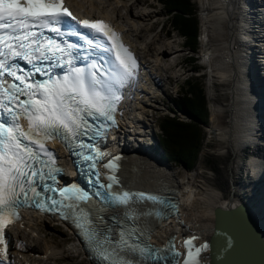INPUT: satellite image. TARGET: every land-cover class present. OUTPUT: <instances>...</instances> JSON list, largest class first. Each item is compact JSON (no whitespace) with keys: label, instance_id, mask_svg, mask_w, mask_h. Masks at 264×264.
Returning <instances> with one entry per match:
<instances>
[{"label":"snow or ice","instance_id":"snow-or-ice-1","mask_svg":"<svg viewBox=\"0 0 264 264\" xmlns=\"http://www.w3.org/2000/svg\"><path fill=\"white\" fill-rule=\"evenodd\" d=\"M137 67L116 31L101 20L77 19L63 0H0V264L9 262L5 230L19 219L21 206L72 218L95 245L101 264H144L138 251L157 264H199V253L207 246H194L195 237L183 241L186 254L176 251L171 240L160 249L129 243L135 229L128 239L121 230L120 239L112 241L105 235L110 230L94 232L95 220L85 208L94 196L126 209L145 199L158 200L120 187L114 172L119 157L103 165L111 173L107 184L97 171L108 155L98 140L115 126L120 89L135 78ZM50 140L88 163L94 193L74 182L57 183L62 169L46 147ZM112 244L117 247L108 251Z\"/></svg>","mask_w":264,"mask_h":264},{"label":"bare ground","instance_id":"bare-ground-1","mask_svg":"<svg viewBox=\"0 0 264 264\" xmlns=\"http://www.w3.org/2000/svg\"><path fill=\"white\" fill-rule=\"evenodd\" d=\"M117 1L120 2V0ZM201 1L203 5L200 9L206 13V16L200 32L203 47L202 50L198 48L196 54L201 61L204 60L201 64L207 70L209 68L212 88L215 85L227 86L229 92L226 104H218L213 101L211 105L214 115L211 132L216 137L218 145H223L224 152L231 150L234 155H239L244 148H249L258 153L257 150L263 151L264 149V102L261 99L264 89L261 86L258 87L260 84L254 73L259 68L263 67L264 69V0L262 2L257 0ZM66 3L81 17L108 19L101 3L98 4L93 0H66ZM81 10H83L84 15L80 13ZM93 13L97 16L92 15ZM150 15L142 12L141 14H131V19L129 18L127 22L124 20L116 21L115 19L113 21L123 34L128 33L132 36V33L138 30L144 31L145 29L141 27L146 26L142 25L139 28L131 20L146 21ZM163 36L165 34H156L150 42L155 51L154 63L151 62L152 59L144 57L146 68L152 78L143 84L142 101L147 98H154L149 85H156L153 82H160L157 78L167 77V80H171L170 69L177 64H167L166 61H163L166 55L172 53L171 51L174 49L170 43L160 47L159 41ZM154 39L157 43L152 42ZM130 41L128 42L131 44L133 41ZM161 63L168 65L167 68L169 69H163ZM165 71L169 72L168 75ZM162 75L163 77H161ZM144 105L143 102L136 105L129 121L133 123L132 132H137L136 135L140 134L138 132L140 129L138 126L142 123L140 121L142 115L140 108H144ZM225 114L229 116L228 120H226ZM125 129L124 131L130 130L126 127ZM119 130L122 132V127ZM123 133L126 136L130 135L126 132ZM119 135L121 136L116 140V144L119 147H124L125 152L129 154L126 161L128 170L126 169L125 173L122 174L125 187L155 192L165 197H174L178 201L179 208L175 215L164 222L158 221L151 214H146L151 213L150 208L153 207L149 202L146 207L148 209L145 210L130 208L124 216V224L129 232L135 229V233L140 234L145 242L149 241L150 245L157 246L164 243L171 234L175 235V239H181L187 232H194L200 236V234L203 235L202 232L212 227V209L230 206L216 189L210 187V184L208 185L206 180L195 175L196 173L187 171L181 175L182 172L163 163L166 161L160 160L159 156L148 151V148L143 150V145L141 148L136 146L131 149L126 143L127 137L123 139L122 133ZM147 139L149 142L150 135L147 136ZM59 155L62 159L63 154L59 152ZM62 161L64 162V159ZM234 168L237 174L243 172L244 177H246L245 173L250 171L254 179H248V184H251L249 186L246 183L233 186L231 192L233 202L240 201L248 207L260 224L264 236V155L258 154L256 156L254 154L247 161H242V158H239ZM248 176L247 174V178ZM198 178L200 179L197 180ZM107 215L116 219L118 209L109 211ZM133 215H137L134 220L132 219ZM24 219L25 226L23 229L15 227L9 230L12 238L24 241L25 250L20 253L28 255L32 264L41 260L44 255L53 257L60 253L59 244L49 243L45 245L42 254H37L35 252V245L39 243L37 239H46L44 233L37 227L39 225L37 222L43 223V220L31 213H25ZM109 226L113 232V223ZM26 229L35 231L36 237L31 238L28 233H23ZM111 231L108 232L110 236H112ZM201 241L203 238L195 240L193 244L197 245ZM205 254L207 252L200 253L201 262L205 261ZM89 263L92 264L91 261Z\"/></svg>","mask_w":264,"mask_h":264},{"label":"rangeland","instance_id":"rangeland-1","mask_svg":"<svg viewBox=\"0 0 264 264\" xmlns=\"http://www.w3.org/2000/svg\"><path fill=\"white\" fill-rule=\"evenodd\" d=\"M93 1L98 2V4L101 3L102 6H104V12L109 16V18H111L112 20L115 19L116 21L124 20L127 22L129 18L131 19V14H141L142 12L151 14L146 21L132 19L131 21L134 22L135 26L140 28L142 25H145L146 27H141L145 30L142 32L138 30L137 32L132 33V36L127 33L126 38L133 41L139 53L143 54V56L147 59H152V63H154L153 57L155 56V51L151 47L150 42L156 34H165V36L162 37L161 41H159L160 47L170 43L174 49L173 51H171L172 53L166 55L163 61H166L167 64L177 63L170 69V85L176 84V89L178 90L179 87L183 85V80L189 79L192 82L198 84L201 91L203 92L205 100L206 124L199 125L202 139L200 149L197 154V160L193 164L194 169L192 170V172H194V174L196 173L195 175L200 176L202 180H206V183L208 185L210 184V187L216 189L221 194L222 198H224V200L226 201V198L232 192L233 186H237V184L241 183L248 184V179H254L252 178L253 176L250 174V171H247L245 173L246 177H244L243 172H241L240 174H237L235 172L234 166L236 165L237 160L239 158H242V161H247L251 156L253 157L254 154L256 156L258 154L264 155V149L263 151H260L261 149L257 150L258 153H256L255 150L244 148L242 152L240 151L239 155H234L231 150L229 152H224L225 150H223V145H218L219 143L217 142L216 137L212 134L211 128L213 126L212 122L214 115L212 113L211 105L213 104V101L218 104H226V100H228L227 97L229 96L227 86L215 85L214 88H212L209 68L207 70V68L201 64L204 60L201 61V59L199 58L196 59L192 64L186 63V61H184V55L186 54V51L182 47V39L179 37L180 35L175 30L168 27L169 25L168 21H166V18L169 19V16H167L163 6L159 3L160 0H120V2L117 0ZM257 1L262 2L263 0ZM190 2L192 4V7L194 8V14L197 19L196 23L198 36L196 47L202 50L203 46L201 45L200 32L201 25L204 24L203 21L206 13H204L203 10L201 11L200 9L201 5H203L201 0H190ZM165 32L168 34H166ZM152 42H156V39H154ZM167 66L164 63H161V67L163 69H169L167 68ZM161 77H163V75ZM153 83L156 85H149V88L154 98H147L144 108H140V112L142 113L140 118L142 123L138 126V128H140L138 129V132L140 134L134 135V133L132 132V134L128 135V137L132 138L131 141L127 140L126 143L130 146L131 149L136 146L141 148V146L143 145V150H146L148 148V151H152L150 150V146H147L149 145L147 139V136L150 135L149 131L151 130L150 133L151 135H153V143L154 140L156 142L155 134L157 133V118L161 114L168 113V111L166 110L169 106L167 101L174 97L170 95V89L165 90L164 88H160V82ZM172 87L173 86H171V88ZM226 92L227 95H225ZM164 110L166 111L164 112ZM174 112L176 116L179 117H175V120H188V118H186L184 114L179 113L175 110ZM225 118L226 120H228L229 116L225 114ZM143 124H145L146 127L142 126ZM135 136H137V140L134 139ZM130 142L135 144H129ZM154 150H158V147L155 144ZM159 153L161 154V151H159ZM154 155L158 156V154ZM163 163L178 169L180 172H182L181 175L187 172L183 167L180 168L178 166H174L171 163L169 164L168 162ZM247 174L249 175L248 178ZM240 175H242L243 177ZM199 179L200 178H198L197 180ZM249 185L251 184L249 183L248 186ZM42 220L43 223L41 221H39L40 223L37 222L39 224L37 225V227L42 233H44L46 239H37L39 243L35 245L36 252L42 254L43 250H45V245L54 243L57 245L59 244L58 247L60 248V253H58L56 256L49 257L46 261H41L40 264H90L85 260V256L81 254V251L76 246V243L71 237L69 231L45 218H42Z\"/></svg>","mask_w":264,"mask_h":264},{"label":"trees","instance_id":"trees-1","mask_svg":"<svg viewBox=\"0 0 264 264\" xmlns=\"http://www.w3.org/2000/svg\"><path fill=\"white\" fill-rule=\"evenodd\" d=\"M160 3L169 16L168 27L182 36L186 50L195 52L197 19L190 0H160ZM184 61L192 64L195 59L188 56ZM175 100L174 110L184 114L188 120H161V156L166 162L192 172L202 139L199 125L206 124L205 100L198 84L189 79L179 87Z\"/></svg>","mask_w":264,"mask_h":264},{"label":"water","instance_id":"water-1","mask_svg":"<svg viewBox=\"0 0 264 264\" xmlns=\"http://www.w3.org/2000/svg\"><path fill=\"white\" fill-rule=\"evenodd\" d=\"M254 74L258 77L257 71ZM261 99L264 102V94ZM226 200L230 206L212 209L213 222L209 230L200 236L193 232L197 235L195 240L203 238L196 247L207 246L202 251L207 252L205 261L200 260L199 264H264V236L260 224L244 203L233 202L231 194ZM162 209L165 212L162 217L157 215L158 219L171 216L169 206ZM172 243L175 250L183 254L181 239H174Z\"/></svg>","mask_w":264,"mask_h":264}]
</instances>
